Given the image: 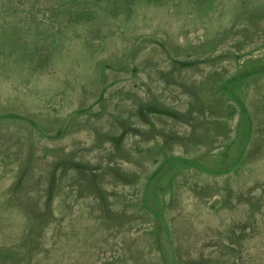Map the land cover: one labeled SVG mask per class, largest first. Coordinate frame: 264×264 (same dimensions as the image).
<instances>
[{
  "label": "rangeland",
  "instance_id": "374dc122",
  "mask_svg": "<svg viewBox=\"0 0 264 264\" xmlns=\"http://www.w3.org/2000/svg\"><path fill=\"white\" fill-rule=\"evenodd\" d=\"M0 264H264V0H0Z\"/></svg>",
  "mask_w": 264,
  "mask_h": 264
}]
</instances>
